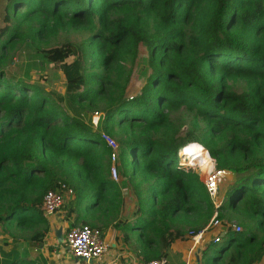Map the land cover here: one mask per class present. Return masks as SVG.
<instances>
[{
	"label": "trees",
	"instance_id": "16d2710c",
	"mask_svg": "<svg viewBox=\"0 0 264 264\" xmlns=\"http://www.w3.org/2000/svg\"><path fill=\"white\" fill-rule=\"evenodd\" d=\"M0 16V226L41 223L30 237L40 244L50 227L41 211L43 194L61 183L74 191L65 205V231L76 226L69 221L74 213L81 224L97 211L114 219L123 196L110 175L104 131L115 137L120 176L136 197L133 219L116 226L127 242L138 230L143 248L163 250L145 262L164 257L173 243L202 230L173 225L176 216L215 210L198 175L176 165L180 147L196 141L230 172L229 199L218 217L242 206L248 220L244 230L227 231L239 243L225 264L263 258L264 235L255 230L264 228V0H0ZM80 25L90 28L80 41L36 44ZM17 41L34 44L63 74L62 95L7 79L1 64ZM140 45L144 83L129 97L127 79L113 82L109 71L126 59L139 63ZM130 73L131 67L125 78ZM101 103L94 128L92 112L86 115ZM178 112L189 116L186 128ZM99 225L91 226L108 224ZM213 244H204L201 264L222 260L229 248L213 254ZM27 257L0 246V264L46 263Z\"/></svg>",
	"mask_w": 264,
	"mask_h": 264
},
{
	"label": "rangeland",
	"instance_id": "374dc122",
	"mask_svg": "<svg viewBox=\"0 0 264 264\" xmlns=\"http://www.w3.org/2000/svg\"><path fill=\"white\" fill-rule=\"evenodd\" d=\"M89 35H90V28L87 25H80L71 28L68 27L65 30L59 31L55 36L50 37L47 41L38 40L36 44L40 46H44L48 44H55L58 42H62L64 40L80 41ZM145 54L146 51L144 46L140 45L138 47V53H137V59L139 63L136 61L132 64L129 59H126L124 61L113 64L109 71V75L113 82L123 83L124 80L127 79L125 91H126V95L129 97L136 95L139 92L140 87L144 83V78L139 75L138 69L141 64L140 59L144 58L145 56L143 55ZM130 67H131L130 76H128V78H125L126 75L128 74ZM1 68L4 71L8 80L14 82H30L55 95L59 96L63 94L64 91L63 74L59 70L53 69L49 65H47L44 59H42L41 56L38 54L35 45L29 43L28 41L25 42L17 41V43L13 47L8 48L6 50L3 63L1 64ZM87 71H91V69L87 68ZM39 73H42V75H44L45 78H39ZM110 86L111 88L112 87L116 88L112 84H108L107 88H110ZM236 87L237 90H242L244 88V82L239 81L236 84ZM52 97L55 96L53 95ZM101 107H102V103L99 104L95 109H91L86 115V117L89 116L90 112H94V111L102 115ZM176 115L180 116L182 118L181 120L185 121L183 128H186L188 126L187 120L189 119V116L186 113H180V112L176 113L175 116ZM111 136L115 139L113 135ZM221 183H222L220 190L221 194L224 193L225 199H229L230 178L228 177L227 180L222 181ZM118 185L122 190V196H123V203L120 207L119 214H116L114 219L111 218L107 220L106 216H103L104 213L103 211L102 212L97 211L98 213H96V215L89 216V218H87V220L84 223L89 225H94V224L101 225L104 224L105 222L108 225H113V226L115 225V227H117L116 221L123 222V220L125 219H130V220L133 219L132 213L134 210L136 197L132 188V183L120 177V179L118 180ZM141 189L143 191H146V188L144 187H142ZM148 193L149 194H147V196L149 197L150 192ZM73 196H74V191H73V195H70L67 200L69 201L71 198H73ZM67 200L65 201V204L60 208V210L56 212L58 222L62 223V228H63L64 240L62 243H58L56 241L55 236H54L55 237V241H54V237L51 235L52 233H54V231L51 230L49 227L47 236L45 237L46 239L45 240L43 239V241L40 244L34 246L30 241L31 240L30 237L34 234L35 231L41 230L43 225L41 223H36L32 219H30L27 220L26 223L23 225L17 222H13L11 224L4 225V227L0 226V246H2L5 250H7L8 248L16 249L20 255L25 257L27 255L28 256L27 258L31 257L33 259H40V261L41 259L44 258V256L48 255V247H52L54 251L53 253H49L52 259L48 258V261L45 264H56L54 262L55 260L53 259L54 256H56L54 258L57 259L58 264H74L75 261L73 259L75 258L71 255L70 252H68L65 245L66 222L63 219V216L65 214L64 212L66 211L65 205L66 202H68ZM223 206L226 207V201L223 203ZM211 213L213 212L212 210L209 211V208L207 209L202 208L201 210L189 214L184 213L182 215L176 216L172 224L184 230H188L192 227L201 226L205 224L208 221L207 218L212 215ZM222 215L230 221L234 220L235 224L240 225L242 230L245 229L248 220L247 217L245 216L246 214L244 213V208L242 206H237L232 209L229 208L223 209ZM76 216L77 213L72 214L69 217V221L74 222L75 225L78 226L81 224V220L75 221L74 219L76 218ZM51 217L52 216L47 217L46 219L49 220ZM58 222L55 224L56 226L59 225ZM255 231L259 237L264 235V228L257 227ZM122 233L123 231L120 230V234ZM136 234L137 236H140L138 232ZM3 241H6V243H3ZM238 243L239 240H231L230 235L226 234L222 237L221 242L217 244H213V246L216 248H218L221 245L229 246L228 250L224 253L226 255L225 258H227L228 256L235 255L236 253L235 250L237 249ZM227 261L228 260H226L225 263ZM258 264H264V262H260V263L258 262Z\"/></svg>",
	"mask_w": 264,
	"mask_h": 264
},
{
	"label": "built area",
	"instance_id": "2783aa9c",
	"mask_svg": "<svg viewBox=\"0 0 264 264\" xmlns=\"http://www.w3.org/2000/svg\"><path fill=\"white\" fill-rule=\"evenodd\" d=\"M100 120L101 115L98 112L94 111L91 113L90 121L94 128L99 126ZM99 134L111 150L110 175L114 181L118 182L120 179L117 153L118 144L110 134L104 131H100ZM193 145H198L197 149L199 151L193 152ZM203 149L204 147L197 142H186L180 147L176 162L177 167L198 175L214 204L215 211L203 230L217 227L222 233H227L229 229L239 232L242 230L240 225L221 220L218 217L217 211L225 200L224 193L221 194L220 191L221 182L227 180L230 172L226 169L219 168L216 158L212 157L206 148V152ZM70 195H73V189L64 183L59 184L56 190H49L46 194H43L41 204L43 216L47 218L60 210ZM203 230L194 235L193 238H198ZM219 237L220 236L217 235L214 241H218ZM65 245L68 252L77 259L86 263L96 261L97 264H105L101 262L100 259L107 253L109 244L105 240L103 231L97 227H93L86 223L71 227L65 233ZM144 264L172 263L167 258L160 257L152 258Z\"/></svg>",
	"mask_w": 264,
	"mask_h": 264
},
{
	"label": "crops",
	"instance_id": "0c3cea01",
	"mask_svg": "<svg viewBox=\"0 0 264 264\" xmlns=\"http://www.w3.org/2000/svg\"><path fill=\"white\" fill-rule=\"evenodd\" d=\"M214 211L215 210H213L212 212L214 213ZM220 212L222 214L223 210ZM55 215L56 213L52 215V217L48 220L51 222V223L49 222L51 230H53L52 224H53V219ZM212 215L207 219L208 221L204 225L199 226V227H202V230L207 226ZM219 218L223 221H226L229 223L232 222L235 224L234 220L230 221L227 218H225L223 215H221ZM103 229L104 230L102 231L104 233L105 240L109 244V249L107 253L104 256H102V258L100 259V261L105 264H144L147 256H150L152 254H159L163 252V250L161 251L159 247L149 248V249L143 248L145 246L143 245V237L137 236L136 234L138 230L137 231L134 230L128 233L129 238L127 242L123 237V233L120 234L121 229H119L118 227H115V225L114 226L107 225V227ZM226 234H228V232L222 233L217 227L209 229V230H203L202 234L198 238H195V239L192 238V239L181 240V241L179 240L173 243V245L166 251L164 257L167 258L172 264H197L198 262L201 264V250L204 247V244L211 240L215 242V244H217L221 242L222 237ZM51 235L53 237L55 236L54 233H52ZM217 235H219L220 237L218 241H214ZM45 237H44V240L46 239ZM55 237H54V241H55ZM219 247H225V246L221 245ZM9 249L11 248H8L7 250ZM217 249L218 248L213 247V249H211V253L214 254L215 253L214 251H216ZM227 250H225L222 253L223 255L222 260L220 261L217 260L216 262H212L211 264H224L225 261L227 260V258H225L226 255L224 253ZM53 251H54L53 248H52V251H49L48 249V255L46 254L47 256H44L43 258V259H46V263L48 261V258L52 259L49 253H53ZM54 257L53 259L55 261L54 260L53 261L56 264H58L57 259ZM73 260L75 261L74 264H97L96 261L92 263H86L77 258ZM78 260H80L81 262ZM260 262H264V256L259 261V263Z\"/></svg>",
	"mask_w": 264,
	"mask_h": 264
},
{
	"label": "water",
	"instance_id": "95a60500",
	"mask_svg": "<svg viewBox=\"0 0 264 264\" xmlns=\"http://www.w3.org/2000/svg\"><path fill=\"white\" fill-rule=\"evenodd\" d=\"M52 216V215H51ZM50 217V216H49ZM60 221V220H59ZM58 222V218H57V215H55L54 217V221H53V231H54V234L56 236V241L58 243H62L63 242V228H62V223L58 222L59 225L56 226L55 224ZM50 224V223H49ZM91 263V261L89 262ZM197 264H200L199 262Z\"/></svg>",
	"mask_w": 264,
	"mask_h": 264
},
{
	"label": "clouds",
	"instance_id": "9594fccd",
	"mask_svg": "<svg viewBox=\"0 0 264 264\" xmlns=\"http://www.w3.org/2000/svg\"><path fill=\"white\" fill-rule=\"evenodd\" d=\"M194 142H196V141H194ZM197 143H199V142H197ZM200 144V143H199ZM202 145V144H201ZM204 148H206L204 145H202ZM207 149V148H206ZM230 175V174H229ZM121 177V176H120ZM229 177V176H228ZM117 182V181H116Z\"/></svg>",
	"mask_w": 264,
	"mask_h": 264
},
{
	"label": "bare ground",
	"instance_id": "6f19581e",
	"mask_svg": "<svg viewBox=\"0 0 264 264\" xmlns=\"http://www.w3.org/2000/svg\"><path fill=\"white\" fill-rule=\"evenodd\" d=\"M193 146H196V145H193Z\"/></svg>",
	"mask_w": 264,
	"mask_h": 264
}]
</instances>
